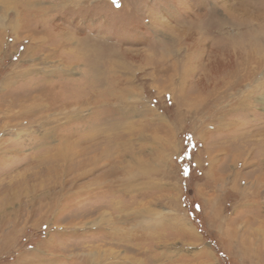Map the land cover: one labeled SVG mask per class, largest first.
<instances>
[{
	"label": "rangeland",
	"instance_id": "374dc122",
	"mask_svg": "<svg viewBox=\"0 0 264 264\" xmlns=\"http://www.w3.org/2000/svg\"><path fill=\"white\" fill-rule=\"evenodd\" d=\"M30 1L56 10L40 18L43 26L99 45L83 57L98 55L105 66L122 137L108 144L118 153L77 179L62 172L33 204L34 191L15 185L32 168L23 156L54 142L3 132L21 153L0 160V264H264V0ZM14 5L0 0V11ZM205 17L220 25L199 35L193 22ZM246 26L263 63L253 60L250 78L220 91L221 106H182L181 95L220 81L229 64L223 45ZM21 45L0 50V97L4 78L34 62L61 73L60 62L42 55L21 60ZM176 61L192 65L179 90ZM81 66L66 78L81 80ZM17 85L10 96L21 93ZM249 93V105L235 106Z\"/></svg>",
	"mask_w": 264,
	"mask_h": 264
},
{
	"label": "bare ground",
	"instance_id": "6f19581e",
	"mask_svg": "<svg viewBox=\"0 0 264 264\" xmlns=\"http://www.w3.org/2000/svg\"><path fill=\"white\" fill-rule=\"evenodd\" d=\"M3 1L15 5L13 7L7 6L6 9L0 11V50L6 42L12 45L20 42L21 47H23L21 60L29 58L34 61L35 57L42 55L39 60L41 62L49 63L51 60L60 62L57 67H60L61 73H56L54 68L45 70V66V69L40 68L39 70L37 68L40 65L39 62H34V64L21 71L20 74L8 75L1 82L2 88L6 92L0 97V138L4 135L3 132L21 138L35 136L34 134H36L35 137L40 146L47 141L54 142L53 145H43L42 148L35 147L33 153L23 156L26 162L31 163L32 168L18 179L14 177L17 187L19 186L20 189L28 187L34 191L32 200H29L30 203L34 204L37 201L41 204L44 200L43 194H45L44 192L42 194L41 190L45 186H49L48 184L50 186L52 183L55 184L62 172L77 174V172L81 173L86 168L91 167L94 169L97 161L104 160L105 162V159L112 152L118 153L120 151L116 147H108L109 143H115L122 137L120 121L113 119L110 115L112 112L120 114V109L110 105L111 95L109 87L106 86L109 82L106 78L105 66L94 60L97 59L95 57L98 55L94 56L93 63L86 61L83 57L84 54H96L98 49L96 47L99 45L89 44L86 38L73 40L72 32H68L65 30L66 28L43 26L42 23L45 20L41 23L40 18L56 11L55 9H31L32 2L30 0ZM9 17L10 19H7ZM5 19H7V22L4 21ZM34 21L41 24L32 27L31 24ZM198 22L193 23L198 28L199 35L207 33V28L214 31L220 25L213 18L208 19L206 17L204 24ZM3 24L7 25L3 26ZM6 28L11 30L13 36L11 40L6 38L7 35L4 32ZM245 30L246 35L243 34V36L232 40L227 39L226 44L223 45L222 51L229 57V60H227L229 64L220 81L211 88L205 89V91L201 90L196 93L181 95L180 104L182 106H195L197 109L221 106V99H224V96L219 95L220 91L224 89L226 92L235 89L248 77L250 78L253 74V60H257L259 65L263 63V58L258 57V54L262 51V48L260 49L261 45L259 47L255 43L256 40L249 34L250 29L248 26L245 27ZM259 38L262 41V36ZM68 45H72V49H66L69 48ZM105 56L108 57V55ZM184 59L188 62L191 60V56L186 55ZM79 66L82 67L81 73L84 75L82 79H67V72L74 67L79 68ZM171 69L174 75L180 77L177 89H184L186 83L184 80L192 72V65L176 61ZM62 77H65V79L59 80ZM13 84H18L17 88H22V90L21 93L10 96L8 93L12 90ZM13 90L14 94L15 91ZM249 96L250 93L243 99L235 100V106L249 105V102H247ZM261 100L264 103V97ZM136 133L137 131H131L130 135L136 137ZM0 140L2 141L0 142L1 161L5 160L9 153L13 155H18V152L21 153L19 149L14 150L11 146L15 141ZM78 177H80V174H77L75 179ZM103 178L100 180L102 183ZM11 185L13 186V184ZM46 192L48 193V191ZM57 210L59 209L54 208L55 212ZM38 211L40 210L38 209ZM240 251L243 252V249L240 248Z\"/></svg>",
	"mask_w": 264,
	"mask_h": 264
}]
</instances>
